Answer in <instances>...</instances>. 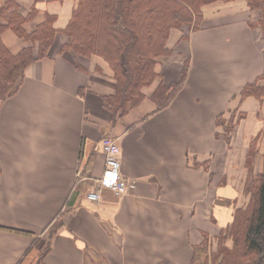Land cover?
<instances>
[{
    "label": "crops",
    "instance_id": "1",
    "mask_svg": "<svg viewBox=\"0 0 264 264\" xmlns=\"http://www.w3.org/2000/svg\"><path fill=\"white\" fill-rule=\"evenodd\" d=\"M18 2L23 14L33 4ZM76 3H36L24 29L54 16L49 56L28 65L17 91L0 101V264H31L42 238L48 250L37 264H190L203 234L215 233V217L225 221L214 210L241 187L244 172L230 171L243 164L246 134L248 142L264 129V101L239 97L264 73L258 11L246 0L204 5L198 28L170 36L173 54L157 63L160 77L142 87V101L113 117L103 105L117 85L108 62L59 53ZM1 40L12 53L27 45L10 29ZM184 60L181 88L156 109L150 93L160 80L179 81ZM232 109L245 115L227 143L216 137V117ZM107 135L118 139L120 172L133 186L90 201Z\"/></svg>",
    "mask_w": 264,
    "mask_h": 264
},
{
    "label": "trees",
    "instance_id": "2",
    "mask_svg": "<svg viewBox=\"0 0 264 264\" xmlns=\"http://www.w3.org/2000/svg\"><path fill=\"white\" fill-rule=\"evenodd\" d=\"M41 1L48 0H33L28 12L23 14L18 0H0V101L17 91L28 65L49 56L56 34L54 16L46 15L44 21L31 31L24 29V24L37 12L36 3ZM214 1L231 0H77L62 30L68 41L61 46L59 53L69 51L82 57L95 54L106 60L117 85L113 94L103 97V105L113 117L122 116L142 101L145 96L142 87L160 77L154 66L158 56H168L172 52L167 46L170 32L182 29L184 24L190 25L196 15L198 20L191 30L198 28L203 18L202 7ZM246 4L249 9L258 11L255 25L264 42V0H246ZM7 29L22 37L27 45L15 53L9 51L1 40V34ZM187 36L181 35L179 39ZM77 67L80 68L79 65ZM186 67L185 62L179 81L164 83L160 80L150 93L156 109L167 106L181 88ZM249 95L264 101V73L241 88L240 98ZM244 115L236 109L229 111L228 115L219 114L216 126L220 131L216 132V137L228 143L236 123ZM261 136L262 131L253 140L258 143ZM257 153V146L252 148V144H248L242 185V191L249 193L248 201L243 207L235 206L231 220L221 229V241L213 264H264V145L259 152L261 171L254 173L252 163ZM203 235L190 264H195L198 250L207 242V234ZM227 237L230 245L224 244ZM32 248L26 256L31 254ZM47 250L48 245L38 260L34 258L35 253L31 264L41 261Z\"/></svg>",
    "mask_w": 264,
    "mask_h": 264
},
{
    "label": "rangeland",
    "instance_id": "3",
    "mask_svg": "<svg viewBox=\"0 0 264 264\" xmlns=\"http://www.w3.org/2000/svg\"><path fill=\"white\" fill-rule=\"evenodd\" d=\"M197 20H198V17H197V15H196V18L192 21V23L190 24V25H186V24H184L183 25V27H182V29H177V30H172L171 32H170V35H169V38H168V40H167V46L169 47V45H168V41L170 42V36L172 35L173 37L174 36H183L184 34H188L189 32H190V30L192 29V27L194 26V24H195V22H197ZM175 38V37H174ZM173 38V39H174ZM180 38V37H179ZM181 39H185V38H181ZM170 44V43H169ZM175 47V46H174ZM172 49V48H171ZM174 49L175 48H173V50H172V52L170 53V55H172L173 54V51H174ZM170 55H168V56H170ZM164 57H166V56H158L157 58H156V64H155V66H154V69L156 68V65H157V63L161 60V59H163ZM185 62H186V60H184V63H183V66H184V64H185ZM157 72V71H156ZM150 84V83H149ZM148 84V85H149ZM148 85H146V86H148ZM229 114V112L226 114V115H228ZM247 131L248 132H252L253 130H252V124H250L247 128ZM233 132V131H232ZM264 129H263V131H262V136H261V139H260V141H263V138H264ZM248 134H246V137H248L247 136ZM231 136V135H230ZM245 137V140H244V144H241V146H240V148H241V150H243L242 149V147H243V145L244 146H246L245 144L247 143V144H252V148L256 145L257 146V149H258V153L256 154V156L254 157V159H253V163H252V165H253V172L254 173H258V172H260L261 171V168H262V164H261V158H260V154H259V151L261 150V147H260V141L257 143L255 140H253V138H254V136H250V138H248L249 140H248V142H246L247 141V138ZM253 140V141H252ZM248 147V146H247ZM239 161L241 164H242V160L241 159H237V158H231L230 159V161H232V162H234V161ZM244 161H245V159L243 160V164H242V166H239V167H237L236 168V170L235 169H233L232 168V170L230 171V173H232V174H237V176H238V173H239V171H238V169H240L241 171H243L244 172V177L243 178H245V174H246V168L244 167ZM220 166H223V164H221ZM229 170V169H228ZM243 178H242V182H241V187L239 188V190L238 191H236V192H231V194H230V196H231V198H230V200H225L224 199V202H223V204H221L222 205V207H219V208H216L215 210H214V212L215 213H218V212H223V214H224V218H225V221H223V222H217V217H215V220H216V231H215V233H213V234H207V242H204V244H203V246L202 247H200V249L198 250L199 251V255L198 256H196V261H195V264H213V257H214V255L217 253V250H218V248H219V243H220V241H221V238H220V235H221V233L222 232H220L221 231V229L227 224V223H229V221L231 220V218H232V213H233V210H234V208H235V206H245L246 205V203H247V201H248V196H249V193H247V194H245L243 191H242V185H243ZM237 179H238V177H237ZM235 195V196H234ZM229 196V197H230ZM232 199V200H231ZM217 200V199H216ZM216 203H221V201L220 200H218V201H216ZM229 205H232V206H229ZM219 210V211H218ZM214 220V221H215ZM227 235V234H226ZM230 238H228L227 237V239H225L224 240V244L225 245H230ZM37 243V242H36ZM46 246H47V241L46 240H43V238H42V241H40V240H38V247H39V249H38V251L36 252V257H34L36 260H38V256L40 255V254H42V252L44 251V249L46 248ZM33 249L34 248H32L31 250V252L30 253H34V251H33ZM35 250V249H34ZM34 259V260H35Z\"/></svg>",
    "mask_w": 264,
    "mask_h": 264
},
{
    "label": "built area",
    "instance_id": "4",
    "mask_svg": "<svg viewBox=\"0 0 264 264\" xmlns=\"http://www.w3.org/2000/svg\"><path fill=\"white\" fill-rule=\"evenodd\" d=\"M102 150L104 153L103 171L85 194L90 201H99L104 189H109L115 194H122L133 186V181L120 173L118 139L112 136H105L102 139Z\"/></svg>",
    "mask_w": 264,
    "mask_h": 264
}]
</instances>
